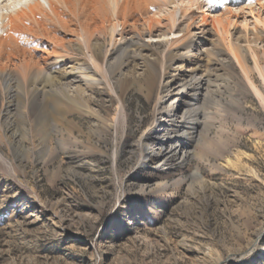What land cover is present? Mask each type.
<instances>
[{
  "label": "rangeland",
  "instance_id": "obj_1",
  "mask_svg": "<svg viewBox=\"0 0 264 264\" xmlns=\"http://www.w3.org/2000/svg\"><path fill=\"white\" fill-rule=\"evenodd\" d=\"M249 5L257 4L229 5L242 30L255 28L251 13L238 11ZM173 6L180 15L186 3ZM211 7H193L208 15L209 40L224 10ZM256 9L264 21V7ZM217 74L211 113L196 117L205 125L186 130L187 161L176 154L143 167L125 145L114 164L102 140L72 138L71 154L54 135L49 157L14 165L17 176L0 163V264H264V107L230 68ZM128 101L131 143L151 123L154 102L135 93ZM74 118L88 132L91 119Z\"/></svg>",
  "mask_w": 264,
  "mask_h": 264
},
{
  "label": "bare ground",
  "instance_id": "obj_2",
  "mask_svg": "<svg viewBox=\"0 0 264 264\" xmlns=\"http://www.w3.org/2000/svg\"><path fill=\"white\" fill-rule=\"evenodd\" d=\"M219 1L0 0V163L17 176L14 165L49 157L54 135L73 154L72 138L102 140L114 164L125 145L143 167L159 168L176 154L187 161L193 141L186 130L211 113L220 68L238 74L239 67L243 85L264 107L252 78L256 71L264 88V21L256 14L264 0L238 10L253 16L251 30L237 27L229 7L244 0H221L216 38L209 40L208 15L198 17L193 7L212 10ZM178 2L186 3L180 15ZM131 93L154 107L149 126L130 143ZM74 116L91 119L88 132Z\"/></svg>",
  "mask_w": 264,
  "mask_h": 264
}]
</instances>
